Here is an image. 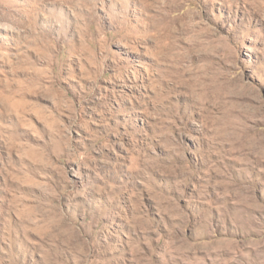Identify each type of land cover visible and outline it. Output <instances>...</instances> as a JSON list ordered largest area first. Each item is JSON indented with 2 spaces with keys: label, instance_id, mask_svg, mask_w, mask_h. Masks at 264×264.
Returning a JSON list of instances; mask_svg holds the SVG:
<instances>
[{
  "label": "rangeland",
  "instance_id": "374dc122",
  "mask_svg": "<svg viewBox=\"0 0 264 264\" xmlns=\"http://www.w3.org/2000/svg\"><path fill=\"white\" fill-rule=\"evenodd\" d=\"M0 264H264V0H0Z\"/></svg>",
  "mask_w": 264,
  "mask_h": 264
}]
</instances>
